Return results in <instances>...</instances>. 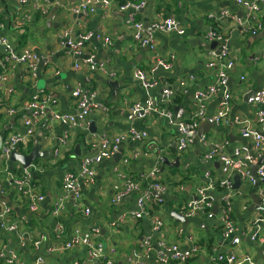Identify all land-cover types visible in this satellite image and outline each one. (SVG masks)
Masks as SVG:
<instances>
[{
	"label": "crops",
	"instance_id": "crops-1",
	"mask_svg": "<svg viewBox=\"0 0 264 264\" xmlns=\"http://www.w3.org/2000/svg\"><path fill=\"white\" fill-rule=\"evenodd\" d=\"M144 1L145 6L135 10L120 9L119 2L111 0L110 6L98 7L94 13L75 14L70 11V6L76 0H30L28 4L17 0H0V37L10 40L17 52L25 47L38 57L34 77L29 76L24 65H17L10 71L0 91L2 104L17 109L14 114L0 112V140L9 132H24L21 121L24 112L19 108L38 94L55 100L54 110L62 114L76 112L71 92L77 88L94 91L95 101L108 108L105 113L94 111L85 124L74 127L50 122L47 114L41 118L30 142L17 148V152L27 154L34 144L40 143L41 150L49 152L48 157L36 158L31 162L41 167L40 170H30L34 191L43 196L41 200L19 194L11 177L20 176L23 167L18 162L9 166L8 159L0 158V208L7 206L10 220L18 223L16 231L0 229V253L4 256L16 254L24 264L33 261L39 254L45 257V264H102L93 261L82 246L50 252L51 247H58L73 236H81L97 228L99 234L96 239L116 248L113 264H132L131 260L138 261V264H161L156 255L157 240L178 243L184 248L197 246L195 256L185 264H211L216 255L226 254L232 247L231 237L240 239L236 246L239 264H264V242L251 239L257 212L255 209L248 210L252 196L264 194V181L245 185L242 190L231 188L230 214L235 230L229 237L224 236L220 222L222 189L217 188L212 192L216 199L212 217L197 213L185 216L186 222H181L171 216V211L182 214V207L195 188L207 184L206 171L210 172L215 184L223 178L218 160L199 161L201 153L211 144L227 140L225 152L231 158L234 149L239 147L255 155L251 141L240 135L236 120L246 119L252 127L258 126L256 107L248 101V94L258 90L264 82V5L259 14L261 30L253 35L250 30H242V26L230 16L222 17V12L226 11L246 22L250 19L246 10L233 0ZM33 3H42L43 10L35 8ZM56 3L60 5L56 6ZM129 15L141 20L144 25L145 22L149 24L173 16L184 33L154 31L156 47L151 50L135 44L125 29ZM210 28L223 32L224 43L234 65L226 70L228 81L225 92L218 91L206 102V115L199 127L206 130L207 143L197 141L186 152L180 153L176 148L177 130L168 118L154 112L138 118L132 113L131 106L137 103L145 107L148 100L160 106L161 92L168 88L173 92L168 109L173 113L177 107L183 119L193 118L197 111L193 94L208 86L217 70L206 67L208 51L217 49V45L211 47L213 41L208 42L204 37ZM63 29L71 30L74 40L91 33L90 38L83 41L84 50L80 57L71 54L65 46L59 36ZM98 35L109 38L111 44L104 47ZM4 54L0 46V60ZM90 56L94 60L105 61L107 72L75 68L77 61ZM157 59L169 62L170 68L157 65ZM135 68L150 72L157 85L145 89L132 75ZM109 81H117L118 85L113 89ZM181 81H185V85H181ZM225 94L229 110L225 120L216 125L213 115L224 102ZM91 126L95 132H91ZM131 128L146 132L148 141L159 147L161 158L165 156L170 163L179 158L177 167L165 165L161 159L157 180L167 186L163 200L158 203L156 194L152 193L153 198L147 204V215L139 219H133L129 214L135 210L134 192L113 201L115 186L129 178L139 180V175L155 163L153 154L145 153L124 165L122 157L129 152L144 150L141 142L128 140L120 144L122 153L117 162L112 157L101 160L92 168L94 182H81L83 205L90 210L88 215L73 207L71 197H68L63 210L54 213L53 204L62 195L64 173L78 171L82 158L96 152L97 140L103 135L119 134ZM66 139L67 143L62 144V140ZM54 149H60L62 157L52 163ZM259 162L264 163V144L256 163L250 164V169ZM122 216L124 219L119 223ZM155 218L163 220V226L157 233L153 231ZM112 222H116L117 227L111 226ZM58 225L62 226L61 230L57 229ZM148 236H151L152 249L145 251L142 243ZM38 237L41 238V245L35 249L32 241ZM0 264L14 263H7L0 255Z\"/></svg>",
	"mask_w": 264,
	"mask_h": 264
},
{
	"label": "built area",
	"instance_id": "built-area-1",
	"mask_svg": "<svg viewBox=\"0 0 264 264\" xmlns=\"http://www.w3.org/2000/svg\"><path fill=\"white\" fill-rule=\"evenodd\" d=\"M22 4H28L30 0H17ZM119 2L120 9H138L145 6L146 1L140 0L138 2L134 0H117ZM238 6L244 8L250 19H239L235 15H230L228 12L223 11L222 17L230 16L237 24L242 26V30L250 32L254 35L262 27V20L260 19L261 6L264 5V0H233ZM111 0H76V2L70 6V11L75 14H89L94 13L98 7L110 6ZM34 7L43 10L44 6L39 3H33ZM60 4L56 3V6ZM125 29L129 31L135 44L139 46L148 47L154 50L156 42L154 39V31L161 32H175L178 34L184 33V29L179 22L173 17L168 16L160 20L153 21L145 27L141 20H136L132 15H129L125 21ZM60 37L64 40L65 46L69 49L71 54L78 55L80 57L84 50L83 41L90 38L91 33H85L79 40H74L71 36V30L63 29ZM208 42L216 41L217 49H211L208 51V57L206 61V67L213 69L216 68L213 81L203 89H198L193 94V101L196 105L197 111L194 117L190 120L182 118L181 110H176L173 113L168 109L167 104L173 95L172 90L164 88L161 92L160 106L153 105L151 100L147 101V106L140 107L137 103L131 106V111L138 118H144L151 112L158 113L165 116L170 120L173 126L177 130L176 148L178 152H186L193 144L198 134V127L206 115V102L209 98L215 95L218 91H224V88L228 81L226 70L230 69L234 65L233 58L230 56V52L225 46L223 32L210 28L204 35ZM98 38H102V45L107 47L111 44L109 38H104L102 35H98ZM264 45V44H263ZM0 46L3 47L5 54L0 60V91L3 90L8 75L12 69L17 65H24L27 73L30 77L36 75L38 66V57L28 48L21 47L17 52L14 45L6 37H0ZM156 64L162 66L164 69H169L171 64L162 59H157ZM76 69L84 68L88 71L106 73L107 66L103 60H94L91 56L77 61L75 64ZM133 77L137 79L145 89L153 88L156 86V81L151 77L150 72H147L141 68H135L133 70ZM193 79V77H189ZM181 85H185V81L180 82ZM72 97L74 98L76 112L75 113H59L54 110L55 100L50 99L48 96L38 94L33 97L29 102H25L19 109L22 110V124L24 126V132L17 131L9 132L2 140H0V158L7 160L11 152L16 151L20 146H26L33 138L36 127L38 126L41 118L45 115L50 116V122H56L67 125L69 127L81 126L86 123L87 118L94 111H100L105 113L108 108L103 103L95 101L96 93L89 89L77 88L72 90ZM224 102L219 106L213 115V120L216 125L222 123L228 113L229 105L227 102V95L225 94ZM248 101L256 107V119L257 128L252 127L249 121L246 119H237L240 135L251 141L254 148L255 155L248 153L246 148H235L233 157H229L225 152L227 140L217 141L211 144L210 148L201 153L199 161L201 163L213 162L218 160L221 166V172L223 178L215 184L212 181L210 172H205V177L208 182L206 185L197 186L193 195L186 200L182 207V214L186 217L193 216L197 213L205 214L206 217H212L214 201L213 191L217 188L222 189L224 194L222 196V203L220 206V222L223 225V234L225 237H229L234 233L235 227L231 218V193L232 190V175L237 174L240 178L241 185H256L264 181V163L257 164L254 174L250 169V164L256 163L257 156L260 149L264 144V82L263 85L248 98ZM4 111L7 114L16 113L17 109L6 107L0 101V112ZM133 140L141 142L144 145V150L139 149L137 151L129 152L122 157V163L127 165L131 159L140 157L145 153H152L155 163L150 169H146L139 175V180H133L132 178L126 179L121 185L115 186L114 200L118 201L123 195L134 192L135 194V210L129 214L133 219H139L147 215V204L153 198L152 193L156 194V201L160 203L163 200V195L167 191V186L157 180L161 165V151L159 147L154 146L148 141L147 133L135 129H129L126 132L112 135H103L97 140L96 152L92 155H87L82 158L81 165L78 171H67L64 173L61 181L62 195L58 197L53 204V212L56 213L64 209L68 197L72 198L73 207L76 210L82 211L85 215L90 213L88 207L83 205L81 182L84 181L87 184H92L95 179L93 166L98 164L101 160L112 157L120 149V144L124 141ZM197 141L202 144L207 143L205 134L200 136ZM62 144L67 143L66 140H62ZM60 149H54L52 152V160L54 163L60 159ZM40 166L31 163L27 167H23L20 176H12L11 181L15 185L19 194L24 197H30L32 199L41 200L42 195L37 194L34 191V187L31 182L30 170H40ZM257 215L254 219V232L251 234V239L259 242H264V195H262L258 206L255 208ZM10 210L7 206H1L0 208V229L5 231H16L18 223L12 221L9 218ZM124 216L119 220V223L123 221ZM113 227H117L116 222L110 224ZM163 226V220L159 218L154 219L153 231L157 233ZM58 230L62 229L61 225L57 226ZM99 234V229H93L81 236H73L68 241H65L58 247H51L50 252L68 251L76 247H84L88 252L90 258L95 262H101L102 264H113V254L116 248L114 246H107L100 243L96 236ZM239 237H231L232 247L226 254L219 253L213 259L211 264H239L240 257L236 250V246L239 244ZM41 238L38 237L32 241L35 249L40 248ZM156 255L157 260L161 264H185L190 258L195 256L198 250L197 246L191 245L189 248L181 247L178 243H169L164 240H157ZM145 251L151 250V236H148L142 243ZM135 253V252H134ZM7 263L24 264L16 254H10L4 256ZM45 257L41 254L37 255L33 261L27 264H45ZM132 264H138V261L131 260ZM77 264V263H75Z\"/></svg>",
	"mask_w": 264,
	"mask_h": 264
},
{
	"label": "water",
	"instance_id": "water-1",
	"mask_svg": "<svg viewBox=\"0 0 264 264\" xmlns=\"http://www.w3.org/2000/svg\"><path fill=\"white\" fill-rule=\"evenodd\" d=\"M147 26H148V22H145V27H147ZM217 44L218 43L216 41H213L211 43V47L214 48ZM109 84L114 89L118 85V82L117 81H109ZM252 94H253V92L249 93L248 97H250ZM176 110H177V107L174 108V111H176ZM90 130H91V132H95V129L92 126L90 127ZM105 130H106V128H105ZM205 132H206V130L203 127L200 126L198 128V134H197V137L194 140V144L197 143V139L200 136H202L203 134H205ZM76 148H78V146ZM121 153H122V150L119 149L118 152H116L112 156V158L117 162L120 159V157H121ZM48 154H49V152L47 150H41V144L40 143H36V144H34V146L30 149V151L27 154H21V153H19L17 151L11 152V154L9 155L7 163H8L9 166H12L13 163L18 162L22 167H27L36 158H46V157H48ZM161 159H162V161L164 162L165 165H170V166H176L177 167L178 163H179L178 162L179 158H176L174 163H170L168 158H166L165 156L162 157ZM260 163L261 162H259L258 164H260ZM255 169H256V166L252 167V173L253 174L255 172ZM233 180H234V182L232 184V188L233 189H241L242 190L244 185H241L239 175L235 174L233 176ZM262 195H264V194L257 195V196H252V203L248 207L249 211H253L258 206ZM215 208L216 207H214V209ZM171 216L173 218H175V220H177V221L186 222V220H187V218L184 215L180 214L177 211H171Z\"/></svg>",
	"mask_w": 264,
	"mask_h": 264
},
{
	"label": "trees",
	"instance_id": "trees-1",
	"mask_svg": "<svg viewBox=\"0 0 264 264\" xmlns=\"http://www.w3.org/2000/svg\"><path fill=\"white\" fill-rule=\"evenodd\" d=\"M172 169H174V168H172Z\"/></svg>",
	"mask_w": 264,
	"mask_h": 264
}]
</instances>
